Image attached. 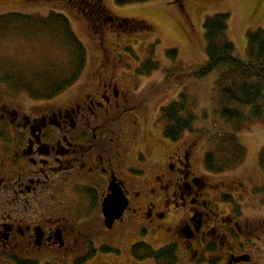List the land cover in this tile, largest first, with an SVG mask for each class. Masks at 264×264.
Instances as JSON below:
<instances>
[{"label":"flooded vegetation","instance_id":"1","mask_svg":"<svg viewBox=\"0 0 264 264\" xmlns=\"http://www.w3.org/2000/svg\"><path fill=\"white\" fill-rule=\"evenodd\" d=\"M91 1L72 0L83 15ZM95 20L88 18V27L97 39L106 28L127 29L109 14ZM99 50L93 72L51 98L11 94L0 81V264H101V254L115 258L121 250L101 241L100 227L115 236L128 227L144 239L164 232L172 240L165 246H181L193 264H250L242 241L255 234L249 227L264 223H242L223 181L210 183L211 173L193 170L196 142L178 139L162 159L146 153L150 170L131 174L137 151L123 123H139L127 97L133 90L119 86L127 63L122 49L99 42ZM137 243L145 242L128 248L131 261L154 262L132 255ZM243 256L249 262L238 261Z\"/></svg>","mask_w":264,"mask_h":264},{"label":"rangeland","instance_id":"2","mask_svg":"<svg viewBox=\"0 0 264 264\" xmlns=\"http://www.w3.org/2000/svg\"><path fill=\"white\" fill-rule=\"evenodd\" d=\"M37 1L25 4L0 0V15L17 12L47 18L54 12L62 14L86 50L85 64L78 79L93 72L100 58L99 42L109 51L122 49L127 72L125 82L122 81L119 86L122 90H133V93H125L133 108V118L139 123L132 124L129 119L123 123L127 134L130 137L134 135L133 152L136 150L137 156L134 158L131 151L128 161L133 176L138 174L136 172L150 170L148 162H144L142 157L144 154L153 160L162 159L166 153L173 151V142L163 135L165 122L161 120V110L172 102L185 101L182 116L189 114L191 124L179 139L184 143L194 141L197 144L192 160L193 170L209 176L204 164L205 154L213 150L217 136L233 134L243 148L239 162L219 174H210L207 181H223L226 187L219 186L232 193V206L241 209L242 223H264V167L258 160L264 145V123L254 119L241 126L224 122L214 100V81L218 71L202 79L195 77V71L207 61L202 28L204 19L216 13L229 14L227 35L234 44V56L244 61L247 32L264 28V0H152L124 6L116 5L114 0H93L83 5L84 15L83 10L74 7L72 0ZM107 14L123 18L127 29L106 28L101 39H97L94 28L88 27V18L90 21L95 18L100 23ZM168 50H174V57L167 55ZM66 58L42 34L29 38L17 34L0 37V67L8 71L29 73L38 67L47 69L52 64L63 65ZM148 66H152L149 72ZM6 85L7 92L22 93L30 98L21 90L10 88L9 83ZM230 185L237 188L232 189ZM227 208L226 203L219 204V209L227 211ZM249 228L255 234L241 241L247 243L244 248L251 253L250 264H264V227ZM100 229L103 231L101 241L112 249L121 250L115 258L113 253L101 254L98 262L101 264H134L128 249L132 244L147 242L152 249L158 250L172 241L164 232L144 239L141 235L130 234L132 231L128 227L122 228L118 236L106 232L104 227ZM251 243L254 245H249ZM175 248L177 264L194 263L190 262L189 255L181 246ZM148 264L155 263L150 261Z\"/></svg>","mask_w":264,"mask_h":264},{"label":"trees","instance_id":"3","mask_svg":"<svg viewBox=\"0 0 264 264\" xmlns=\"http://www.w3.org/2000/svg\"><path fill=\"white\" fill-rule=\"evenodd\" d=\"M149 1L152 0H114L118 6ZM229 19L227 13H216L204 19L202 28L207 61L195 71V77L202 79L218 71L214 81V100L224 122L241 126L254 119L264 123V28L247 32L246 60H239L234 56L235 47L227 35ZM13 34L24 38L42 34L67 58L61 66L52 64L47 69L38 67L29 73L0 67V81L9 83L10 88L21 90L32 99H46L61 93L79 78L85 64L86 50L62 14L54 12L47 18L21 13L0 15V37L8 38ZM166 53L174 57V50ZM151 68L148 66L147 72ZM185 108L186 103L182 101L172 102L161 110V120L165 122L163 135L172 142L177 141L191 124L189 114L182 116ZM217 137L213 150L204 157L205 168L211 174L234 167L243 153L233 134L225 133ZM258 160L264 167V145ZM132 255L138 260L152 259L156 264L178 262L173 245L154 250L145 243H137L132 247Z\"/></svg>","mask_w":264,"mask_h":264},{"label":"water","instance_id":"4","mask_svg":"<svg viewBox=\"0 0 264 264\" xmlns=\"http://www.w3.org/2000/svg\"><path fill=\"white\" fill-rule=\"evenodd\" d=\"M106 208V205H105ZM107 208H109V206H107ZM122 211V209H119L117 213L113 214L111 211L109 214H106L107 220L109 219V221H112L113 219L117 218L120 214V212ZM110 228V227H109ZM238 261H249V259L245 256L241 257L240 259H238Z\"/></svg>","mask_w":264,"mask_h":264}]
</instances>
